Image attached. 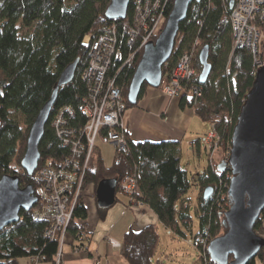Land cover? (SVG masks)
I'll return each mask as SVG.
<instances>
[{"label":"trees","instance_id":"16d2710c","mask_svg":"<svg viewBox=\"0 0 264 264\" xmlns=\"http://www.w3.org/2000/svg\"><path fill=\"white\" fill-rule=\"evenodd\" d=\"M110 1L0 0V179L5 175H18L21 187L31 184L36 188L34 175L30 177L20 168L30 128L40 110L51 99L63 71L78 61L73 82L59 89L40 144L38 167L47 162L60 164L67 157L69 149L64 147L52 127L53 118L59 110L69 106L75 111L70 126L79 132L85 126L88 117L82 112V106L88 97V85L83 73L89 64L91 45L104 29L118 26L125 58L135 49L125 45L128 30L121 25L122 21L106 18ZM229 2L201 0L191 4L186 20L180 25L173 55L163 67L165 81L166 77L173 75L180 58L192 54V67L196 71L194 84L201 89L202 96L195 103L187 93L181 98L180 106L194 109L202 122L216 126L221 162L228 158L233 129L254 84L257 70L252 53L245 48L234 47ZM133 3L134 0H131L126 19L133 18ZM196 41L200 45L195 48ZM205 46L210 49L212 73L202 84L199 81L202 71L199 54ZM142 55L143 52L139 53L135 62L123 66L118 74L120 62L110 72L112 78L116 76L126 112L138 105L129 103L128 94ZM182 86L190 92L193 84ZM147 88V85L143 87L138 103ZM126 136L129 154L126 156L116 150L111 167L105 168L101 157L94 152L85 183L97 182L104 176L116 179L117 201L125 178L133 176L138 193L132 197L131 203L148 206L168 231L184 236L181 226L188 229L192 219L189 215L190 203L182 202V199L192 184L189 170L181 167L182 143H136L130 139L127 130ZM205 147L209 165L203 172L193 175V182L200 189L195 209L199 230L193 237V246L203 251V264H217L210 259L208 247L213 239L222 234L224 215L230 209L227 186L231 174L229 170H219V164L209 157L213 151L206 144ZM209 187L214 192L209 199H205L204 191ZM40 208L41 203L37 202L32 211L21 212L19 222L0 232V264H20V260L36 256L43 257V262L56 264L54 259L60 248L59 238L49 240L46 237L50 223L34 218L35 210ZM87 217L88 212L81 198L75 207L68 233L73 237H78L80 233L87 235L82 224ZM262 225V219L255 224L257 234L264 231ZM203 239H208L205 248ZM161 242L162 235L157 226L150 225L140 231L129 229L123 237V256L129 264H158L154 259ZM258 261L264 264V249L248 264H257Z\"/></svg>","mask_w":264,"mask_h":264},{"label":"built area","instance_id":"2783aa9c","mask_svg":"<svg viewBox=\"0 0 264 264\" xmlns=\"http://www.w3.org/2000/svg\"><path fill=\"white\" fill-rule=\"evenodd\" d=\"M173 5L174 0H134L133 18L121 20V25L128 30L125 45L135 48L133 52L124 57L117 25L107 27L91 45L89 64L83 73V79L88 85V97L82 106V112L88 119L81 132L70 126L71 118L75 117L72 107L66 106L59 110L53 118L52 127L64 147L69 149V154L60 164L47 162L35 171L34 180L37 185L34 190L41 208L35 210L34 218L50 223L46 237L49 240L59 238L61 246L75 207L84 195L86 176L97 141L114 146L126 156L129 154L124 123L125 104L121 89L116 85V76L112 78L110 72L118 62L121 67L117 74L123 66L135 62L151 39L162 32L169 16L167 12L172 10ZM230 19L234 47H242L251 52L255 66L260 68L264 65V0H235ZM199 45V41H196L195 48ZM195 80L192 54H185L180 58L173 75L166 77L165 81L163 79L161 87L171 98L187 96L188 93L196 103L202 93L194 84ZM189 83L193 86L187 92L182 84ZM205 144L213 152L217 149L215 125L211 126ZM122 190L124 195L132 199L138 193L136 179L127 176ZM207 240H202L204 248L208 246ZM61 257L60 248L56 264L60 263ZM42 259L43 257L36 256L31 260L35 264Z\"/></svg>","mask_w":264,"mask_h":264},{"label":"water","instance_id":"95a60500","mask_svg":"<svg viewBox=\"0 0 264 264\" xmlns=\"http://www.w3.org/2000/svg\"><path fill=\"white\" fill-rule=\"evenodd\" d=\"M201 0H174L166 24L155 41H150L141 57L130 84L128 101L137 105L145 85L159 89L163 81V67L171 59L180 25L187 18L191 4ZM131 0H111L105 16L110 21L127 18ZM230 0L229 8H234ZM264 50V42H263ZM209 47L202 48L199 61L202 71L199 81L204 84L212 73ZM78 61L68 66L60 76L51 99L43 106L33 122L27 139L21 168L33 177L40 160V144L45 135L59 89L73 82ZM229 170L228 196L230 209L225 213V234L213 239L208 247L210 259L217 264H248L264 249V237L254 230L264 210V65L256 70L254 84L233 129L229 156L219 165ZM116 179L99 182L97 204L108 209L116 202ZM214 189L207 188L204 198L209 199ZM38 202L33 185L21 187L18 175H5L0 179V232L19 222L21 212H30ZM232 257V260L230 258Z\"/></svg>","mask_w":264,"mask_h":264},{"label":"crops","instance_id":"0c3cea01","mask_svg":"<svg viewBox=\"0 0 264 264\" xmlns=\"http://www.w3.org/2000/svg\"><path fill=\"white\" fill-rule=\"evenodd\" d=\"M181 98L182 96L171 98L162 89L148 87L138 105L124 113V123L130 139L136 143L177 141L182 143V149L186 142H189L192 148L204 143L206 135L211 130V125L209 129H204L202 124L204 122L196 116L194 109L181 108ZM96 149L95 154L101 157L106 166L100 150ZM205 151L208 156L206 147ZM197 172L200 170L197 169ZM101 178L102 180L109 179L105 176ZM101 178L89 185L82 197L88 212L87 219L82 221L87 235L83 236V233H80L78 237H73L67 231L65 240L62 246L60 245L61 264H129L123 256L122 245L123 237L129 229L140 231L147 226L154 225L161 230V234H163L161 228L167 231L148 206H136L123 193H120L123 198L120 199L117 195V201L108 209L100 208L97 204L96 191L99 182L102 181ZM119 202L123 203L125 210L123 208L118 211L117 208L113 209ZM100 211H102V219H100ZM177 238L174 239L175 242ZM54 260L56 261V257ZM20 264L34 263L31 259H22ZM35 264L53 263L41 260Z\"/></svg>","mask_w":264,"mask_h":264},{"label":"rangeland","instance_id":"374dc122","mask_svg":"<svg viewBox=\"0 0 264 264\" xmlns=\"http://www.w3.org/2000/svg\"><path fill=\"white\" fill-rule=\"evenodd\" d=\"M159 35H160V33H158L156 36H154V38H152L151 41H155ZM202 124L204 125V129L205 128L209 129V127H210L209 124H206V123H202ZM202 124H201V127H202ZM203 135H204V133H203ZM207 136L208 135H206V138H207ZM201 142H203V141L201 140ZM184 146L185 147L182 150L181 167L183 169L189 170V172H190L189 178H190V183L192 184V186H191L189 192L187 193V195L184 196V199H182V202L188 201L190 203L189 215L192 219V224L188 229L186 227L184 228L183 226H181V230H182L184 236H178V238L176 235H174L170 231H168V230L164 231V229L161 228L162 233H163V234H161L162 235V243H161L160 247L157 249V253H156L155 259H154V261L158 262V264H203V262L201 260V253H202V256H204L203 251L197 250L193 246V237L197 234V232L199 230V222H198V219L196 216V210L195 209L197 206L198 196L200 193L199 187L196 186L193 182L194 181L193 175L196 173L197 169H199L201 172H203V170L208 167V165H209L208 161L209 160H208V156H207L206 151H205V144L204 143H201V145H198V146L196 145L194 148H192L190 146L189 142H186V144H184ZM96 147H97V149L100 150V153L102 154V157L105 160V164H106L105 167L109 168L113 162V158L115 155V148L111 145L103 144L99 140L96 143ZM217 148H218V144H217ZM221 156L222 155L220 154L219 149H216V152H214V153L212 152L209 155L210 159L214 160L219 165L221 164ZM228 156H229V154H227V157ZM21 170L24 171L22 168H21ZM193 172H195V173H193ZM92 183L94 184V182H90L89 184L85 183V190H87L89 185H91ZM88 194H87V198L89 197ZM118 196L120 199L123 198L122 194H120V193L118 194ZM180 203H181V201L179 202V204ZM122 208L125 210L126 207L123 205V203L119 202V203H117V205H115V207L113 209L114 210L116 209L118 211V210H121ZM261 219H262V224H263L262 226H263V230H264V210L262 212ZM165 232H167V233H165ZM225 232H226V229L223 228L222 234L220 236L225 234ZM258 235L264 237V231H262L261 234L258 233ZM175 238H177L176 242L174 240ZM257 264H260V262L258 261Z\"/></svg>","mask_w":264,"mask_h":264},{"label":"bare ground","instance_id":"6f19581e","mask_svg":"<svg viewBox=\"0 0 264 264\" xmlns=\"http://www.w3.org/2000/svg\"><path fill=\"white\" fill-rule=\"evenodd\" d=\"M105 30H106V29H104V30L102 31L101 35L103 34V32H104ZM101 35H100V36H101Z\"/></svg>","mask_w":264,"mask_h":264}]
</instances>
